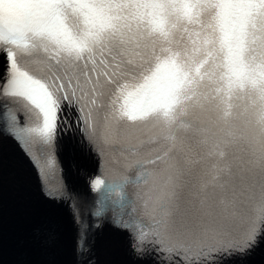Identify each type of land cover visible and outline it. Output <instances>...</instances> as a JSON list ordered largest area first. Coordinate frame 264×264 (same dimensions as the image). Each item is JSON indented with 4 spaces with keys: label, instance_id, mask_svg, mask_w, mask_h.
I'll list each match as a JSON object with an SVG mask.
<instances>
[{
    "label": "snow or ice",
    "instance_id": "6c2138e0",
    "mask_svg": "<svg viewBox=\"0 0 264 264\" xmlns=\"http://www.w3.org/2000/svg\"><path fill=\"white\" fill-rule=\"evenodd\" d=\"M0 55L12 135L38 162L79 128L134 251L223 264L264 238V0H0Z\"/></svg>",
    "mask_w": 264,
    "mask_h": 264
},
{
    "label": "bare ground",
    "instance_id": "6f19581e",
    "mask_svg": "<svg viewBox=\"0 0 264 264\" xmlns=\"http://www.w3.org/2000/svg\"><path fill=\"white\" fill-rule=\"evenodd\" d=\"M64 147L62 148V152L66 157H70L69 154L73 155V150L77 149L84 158L87 155L84 154L83 149L80 148L78 144L74 141L67 140L64 142ZM16 163L20 164V158H18L15 148L12 147L10 143H8L7 139L0 137V211L4 210L2 206L7 208L10 211L9 218L11 221L17 220H27L32 219L35 215H39L43 209H34V200L35 195L32 193L33 190L30 189L29 184L19 175L14 174L16 170ZM17 167H20L17 166ZM50 214V213H49ZM50 220H53V230L55 234V240L57 242L59 239V234L62 232L60 229V219H56L55 215L51 214ZM29 228H27L28 230ZM20 234L11 235V238L20 239ZM3 239L0 237V244ZM112 242V241H111ZM107 243L105 246V250L109 244ZM115 244V242H114ZM113 244V245H114ZM54 245H56L54 243ZM60 248L61 245H57ZM257 256V255H256ZM256 261L254 263L259 264L260 262L264 264V251L261 255L257 256ZM119 259L117 256L110 254L108 262L106 264H118ZM59 260L55 262L58 264Z\"/></svg>",
    "mask_w": 264,
    "mask_h": 264
},
{
    "label": "water",
    "instance_id": "95a60500",
    "mask_svg": "<svg viewBox=\"0 0 264 264\" xmlns=\"http://www.w3.org/2000/svg\"><path fill=\"white\" fill-rule=\"evenodd\" d=\"M65 251H67V250H65ZM37 254L38 255H37L36 260H30L29 261L27 259L24 263L25 264H51L50 261H51L52 252L49 251V247L44 248V246H43L42 248H40V250H38ZM67 254H68V251L66 252V254L63 255L64 261H65V263H63V264H70V261L67 260ZM42 255H43V258H45V261L44 262H37L39 259L42 258ZM53 264H55V263H53ZM58 264H62V262L58 263Z\"/></svg>",
    "mask_w": 264,
    "mask_h": 264
},
{
    "label": "rangeland",
    "instance_id": "374dc122",
    "mask_svg": "<svg viewBox=\"0 0 264 264\" xmlns=\"http://www.w3.org/2000/svg\"><path fill=\"white\" fill-rule=\"evenodd\" d=\"M34 209H35V210L37 209L36 206H34Z\"/></svg>",
    "mask_w": 264,
    "mask_h": 264
}]
</instances>
